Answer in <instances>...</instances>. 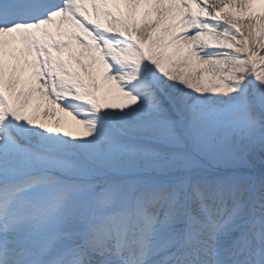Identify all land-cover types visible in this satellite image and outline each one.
Here are the masks:
<instances>
[{
	"label": "snow or ice",
	"instance_id": "snow-or-ice-1",
	"mask_svg": "<svg viewBox=\"0 0 264 264\" xmlns=\"http://www.w3.org/2000/svg\"><path fill=\"white\" fill-rule=\"evenodd\" d=\"M0 264H264V0H0Z\"/></svg>",
	"mask_w": 264,
	"mask_h": 264
}]
</instances>
